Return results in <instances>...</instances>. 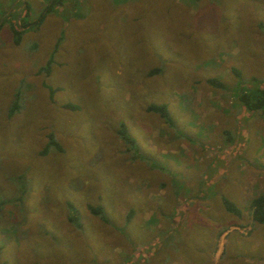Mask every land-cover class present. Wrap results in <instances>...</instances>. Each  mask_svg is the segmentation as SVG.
<instances>
[{
  "label": "rangeland",
  "instance_id": "obj_1",
  "mask_svg": "<svg viewBox=\"0 0 264 264\" xmlns=\"http://www.w3.org/2000/svg\"><path fill=\"white\" fill-rule=\"evenodd\" d=\"M46 2L0 0V264H183L204 220L195 261L263 264L264 0Z\"/></svg>",
  "mask_w": 264,
  "mask_h": 264
},
{
  "label": "trees",
  "instance_id": "obj_2",
  "mask_svg": "<svg viewBox=\"0 0 264 264\" xmlns=\"http://www.w3.org/2000/svg\"><path fill=\"white\" fill-rule=\"evenodd\" d=\"M62 0H47L46 5L42 7L40 12L38 13L35 20L32 22V24H39L45 15L46 12H48L54 5H57L61 3ZM12 31H14L13 34V40L14 42L19 41V35L21 34L20 25H18V28L15 25L11 26ZM232 73L235 75H238V71L234 68L231 69ZM213 84L217 86H221V84L214 80L212 81ZM238 84H241V81H238ZM250 90V89H249ZM253 95V96H252ZM235 101L240 105L244 110L246 111H258V110H264V89L260 91H251V92H243L241 89H237L235 93ZM146 109L148 111H152L158 114L159 117L163 119L165 123L168 125L172 124V121H170V117L168 115V111L164 104H149ZM118 133L122 139L125 141L131 142V138L126 134L124 128L122 127V124L120 125V128L118 129ZM222 207L226 212H229L235 216L240 215L239 209H237L232 202L228 201L225 198H222ZM88 210L93 214H99V208L97 206H87ZM248 213L249 218L257 223L264 225V195L258 194L255 196H252L250 198V202L248 204ZM132 212L128 213L126 216L127 218L131 215Z\"/></svg>",
  "mask_w": 264,
  "mask_h": 264
},
{
  "label": "crops",
  "instance_id": "obj_3",
  "mask_svg": "<svg viewBox=\"0 0 264 264\" xmlns=\"http://www.w3.org/2000/svg\"><path fill=\"white\" fill-rule=\"evenodd\" d=\"M24 2H22L23 4ZM40 12V11H39ZM38 12V13H39ZM38 15V14H37ZM36 15V17H37ZM160 204V203H159ZM162 206H163V203H162ZM226 212V211H225ZM229 213V212H228ZM231 214V213H230ZM196 216V215H195ZM199 218V217H198ZM201 223V222H200ZM198 222V224H200ZM197 224V225H198ZM210 224L211 222L210 221H206L204 220V224H203V228L207 227V230L211 235H212V231H211V228H210ZM202 226H199L198 228H200ZM202 228V229H203ZM214 228V227H213ZM188 229H190L189 231L190 232H193V234H195V236L193 234H191L190 232H188V237L191 241H193V244L195 245L194 247H191V248H187L185 254H184V258H183V261L188 263V261L192 262L191 260H194L195 261V258L197 257V255H201V251L202 249H204V246L207 248V244H208V238L210 236H208L202 229H196L195 231H193V228L192 227H188ZM203 233V234H202ZM192 237H194V239L192 240ZM236 238V239H235ZM234 238V241L237 243V236H235ZM258 240L257 239H254L253 240V245L260 248L262 245L256 243ZM256 243V244H255ZM204 244V245H203ZM186 248V247H185ZM205 248V249H206ZM179 249H183L182 245L179 246ZM204 249V250H205ZM183 256V255H182ZM261 257L262 259H264V255L263 253L259 256ZM258 260V259H257ZM264 261V260H263ZM183 262V264H184ZM197 262L198 264H200V260L198 261H195ZM243 264H254V261L252 259H248V258H243L242 261H241ZM234 264H237L238 262L235 260L233 261ZM192 264H195L194 262H192ZM209 264V263H208ZM264 264V262H263Z\"/></svg>",
  "mask_w": 264,
  "mask_h": 264
}]
</instances>
